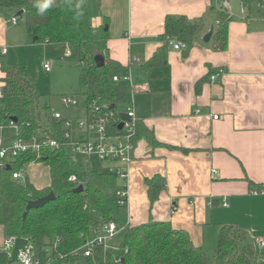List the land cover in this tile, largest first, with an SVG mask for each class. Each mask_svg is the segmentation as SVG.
<instances>
[{
  "label": "crops",
  "instance_id": "0c3cea01",
  "mask_svg": "<svg viewBox=\"0 0 264 264\" xmlns=\"http://www.w3.org/2000/svg\"><path fill=\"white\" fill-rule=\"evenodd\" d=\"M83 1L93 25L108 26L109 54L123 66L117 72L132 74L130 104L159 142L152 144L143 134L136 141L122 220L130 225L170 221L206 250L215 242L217 247L223 223H235L256 245L252 236L264 235V195L251 193L264 181V7L244 0L246 18H231L226 48L215 49L213 36L209 42L204 37L218 27L217 0ZM171 14L202 18L201 30L187 54V47L169 46L168 63L148 70L145 63L162 46L159 37ZM4 17L0 15V62L14 49L9 44L13 24ZM134 57L142 64L131 63ZM212 74L219 77L211 80ZM207 75L198 93L197 82ZM155 175L165 177L166 186L152 202L147 178ZM31 181L39 188L50 184Z\"/></svg>",
  "mask_w": 264,
  "mask_h": 264
},
{
  "label": "trees",
  "instance_id": "16d2710c",
  "mask_svg": "<svg viewBox=\"0 0 264 264\" xmlns=\"http://www.w3.org/2000/svg\"><path fill=\"white\" fill-rule=\"evenodd\" d=\"M37 0H0V7L7 10H24L27 34L31 42L77 44L80 49L78 62L80 93L86 100L87 111L98 106L103 113H123L130 106L129 84L115 82L114 74L122 64L109 54L110 30L105 25L95 26L88 5L83 0H54L43 14L35 7ZM80 8L77 9L76 5ZM212 45L215 49L227 46L229 18L218 13ZM203 20L184 15H168L165 30L159 39L163 44L146 61L148 70L162 68L168 63L170 39L182 41L190 50ZM36 38V40H35ZM103 54L105 64L98 66L95 56ZM0 82L5 95L0 98V124L7 129L13 123L18 137L30 140L42 136L59 137L62 126L52 115L47 120L41 116L40 95L29 72L16 64L1 59ZM211 72H214L212 70ZM211 74V73H210ZM210 74H208L210 76ZM208 75L197 82L200 93ZM117 128V127H116ZM145 135L152 144L159 143L154 132L139 122L138 133ZM41 162L49 167L50 184L39 188L27 176L26 166ZM22 176L14 177L15 172ZM76 176L73 180L71 177ZM152 202L159 198L166 180L161 175L147 178ZM83 185L82 191L74 189ZM127 185L114 173L85 167L74 160L64 148L45 147L40 153L28 150L11 160L10 167L2 170L0 177V227L4 237H24L36 256L50 264H209L205 247L196 245L186 229L177 228L170 221L150 219L136 225L122 224L114 207L123 208L118 192ZM54 191L56 198L39 208L26 212L28 202ZM123 199H127L125 196ZM94 207L100 210L98 216ZM115 221L124 226V239L117 248L103 245L91 246V254L82 249L95 235V227ZM85 248V247H84ZM10 254L0 249V264H11ZM255 244L248 232L238 224L223 223L218 233L215 253L216 264H256Z\"/></svg>",
  "mask_w": 264,
  "mask_h": 264
},
{
  "label": "built area",
  "instance_id": "2783aa9c",
  "mask_svg": "<svg viewBox=\"0 0 264 264\" xmlns=\"http://www.w3.org/2000/svg\"><path fill=\"white\" fill-rule=\"evenodd\" d=\"M219 3V9L226 15L227 18L231 19L241 15L246 18V8H242L240 14H236L230 8L228 0H217ZM258 5L264 7V0H257ZM7 10L0 7V15L7 16L8 21L16 25L22 15H17V10L14 15H10ZM250 19V17H247ZM219 21H217L218 24ZM169 45L176 50H182L185 48V44L182 41L176 39H170ZM8 51L5 47L3 54ZM131 63L142 64L141 60L137 57L131 58ZM46 71L51 70V65L47 62L44 64ZM219 74H212L211 80H216ZM113 80L115 82H125L132 86V75L129 71L123 74H114ZM5 95L4 83L0 82V98ZM62 101L65 104L73 105L77 101L74 96L65 95L62 97ZM126 113L129 119H124L121 114H108L103 113L98 106H93L92 109L87 111L86 121H71L70 119L64 118L60 113L52 115L53 119L60 123L62 126L61 134L59 137H53L51 135L42 136V132L33 136L32 139L26 140L18 137L17 127L12 123L10 128L7 129L4 124H0V177L3 168L11 164L19 153L32 150L40 153L45 147L50 148H64L69 151L72 155L81 154L84 157L95 156L102 163H107L105 168L101 171L107 173H114L119 178L120 182L126 184L129 172V165L133 160L134 150L136 141L138 139V126L140 119L136 114V111L132 104L128 107ZM218 118V116H215ZM123 123V127L120 128V124ZM117 127V128H116ZM15 129L16 134L12 137L8 136V131ZM22 172H15L14 177L22 176ZM213 175L217 173V170L212 171ZM73 180L76 176L71 177ZM127 185V184H126ZM251 193L255 195H264V181L254 186L251 189ZM121 200L119 203L121 206H125L127 199V188L121 189L118 192ZM224 205H228L226 198H223ZM178 206H173V210H177ZM95 235L86 245L84 249V255L91 254V246L94 244L103 245L107 248V241L110 238L115 237L124 226H119L115 221L102 223L95 227ZM254 242L259 244L260 248L264 250V235H253ZM18 237L13 236L5 238L0 244V249L7 251L12 258V250L15 245V241ZM11 260V259H10ZM11 264H50V261H45L36 256L32 247L27 243L25 249H21L18 253L17 260L11 262Z\"/></svg>",
  "mask_w": 264,
  "mask_h": 264
},
{
  "label": "rangeland",
  "instance_id": "374dc122",
  "mask_svg": "<svg viewBox=\"0 0 264 264\" xmlns=\"http://www.w3.org/2000/svg\"><path fill=\"white\" fill-rule=\"evenodd\" d=\"M90 5L92 1L88 0ZM244 0H228L230 8L236 14H240L242 8H246L248 12L247 1ZM253 0L252 2H254ZM220 6L218 5V8ZM10 15H14L16 11H8ZM3 18L4 15H1ZM26 17L19 18L16 25H11L12 37L10 45H14V49H11L7 55L1 58L5 61L11 62L18 66L25 68L32 79L35 82L36 89L40 95V111L41 116L45 120L50 115L60 113L64 118L71 121H86L87 119V107L84 95L80 93L82 86L79 79L78 62L80 58V49L77 44H58L52 42H36L30 41L27 31ZM49 63L51 70L46 71L44 64ZM132 75V74H131ZM65 95L74 96L77 103L73 105L65 104L62 101V97ZM16 134L15 129L8 131V136L12 137ZM74 160L79 164H83L85 167L89 165L93 169L103 170L105 168L104 163L99 161L95 156L90 158L84 157L81 154L73 155ZM30 163L24 170V176H27L41 186H46L50 182L49 169L43 163ZM94 212L99 216L100 210L96 207L93 208ZM115 214L118 220L122 224H126L125 220H122L121 208L114 207ZM125 230H121L115 237L110 238L107 241L108 248H117L120 246L124 239ZM4 233L2 227H0V244L4 241ZM256 250L258 255L264 256V251L260 248L259 244H256ZM209 254V264H216V242L212 247L207 249ZM263 259H256V264H264Z\"/></svg>",
  "mask_w": 264,
  "mask_h": 264
},
{
  "label": "water",
  "instance_id": "95a60500",
  "mask_svg": "<svg viewBox=\"0 0 264 264\" xmlns=\"http://www.w3.org/2000/svg\"><path fill=\"white\" fill-rule=\"evenodd\" d=\"M23 13H24V10H19L17 12V15H23ZM106 28H108V26H106ZM213 34H214V26H212L211 29H210V31L207 32V34L204 37V40L206 42H209L211 40ZM35 40H36V38H35ZM95 60H96V64L98 66H103L105 64V57H104L103 54H97L95 56ZM121 116L124 119H129V116L126 113H122ZM122 127H123V123L120 124V128H122ZM7 167H10V165H7ZM82 189H83V185H80V186L76 187L74 189V191L79 192V191H82ZM55 198H56L55 192L54 191H51L49 194H47L45 196H42V197L37 198V199L30 200L28 202L25 215L27 214V212L29 210H31L33 208L42 207L45 204H47L48 202H50L51 200H54ZM27 243H28V240L26 238H24V237H18L16 239L14 248L12 250V258H11L10 262H14V261L17 260L19 251L21 249H25Z\"/></svg>",
  "mask_w": 264,
  "mask_h": 264
},
{
  "label": "clouds",
  "instance_id": "9594fccd",
  "mask_svg": "<svg viewBox=\"0 0 264 264\" xmlns=\"http://www.w3.org/2000/svg\"><path fill=\"white\" fill-rule=\"evenodd\" d=\"M54 3V0H37L35 7L38 9L39 14L43 15ZM76 8L79 9L80 5L77 4Z\"/></svg>",
  "mask_w": 264,
  "mask_h": 264
}]
</instances>
